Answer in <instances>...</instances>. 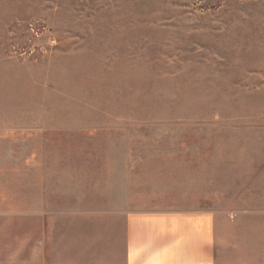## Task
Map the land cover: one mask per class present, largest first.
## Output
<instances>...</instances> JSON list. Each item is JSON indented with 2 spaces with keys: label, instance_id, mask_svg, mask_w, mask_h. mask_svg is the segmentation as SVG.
I'll list each match as a JSON object with an SVG mask.
<instances>
[{
  "label": "rangeland",
  "instance_id": "1",
  "mask_svg": "<svg viewBox=\"0 0 264 264\" xmlns=\"http://www.w3.org/2000/svg\"><path fill=\"white\" fill-rule=\"evenodd\" d=\"M247 136L264 0H0V264H118L117 225L109 255L88 244L118 145Z\"/></svg>",
  "mask_w": 264,
  "mask_h": 264
},
{
  "label": "crops",
  "instance_id": "2",
  "mask_svg": "<svg viewBox=\"0 0 264 264\" xmlns=\"http://www.w3.org/2000/svg\"><path fill=\"white\" fill-rule=\"evenodd\" d=\"M118 146L91 249L109 255L117 225L118 264H264V145Z\"/></svg>",
  "mask_w": 264,
  "mask_h": 264
}]
</instances>
